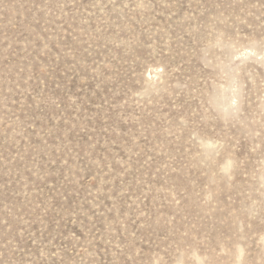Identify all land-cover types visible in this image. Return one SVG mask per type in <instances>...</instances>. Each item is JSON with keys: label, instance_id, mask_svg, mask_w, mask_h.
I'll use <instances>...</instances> for the list:
<instances>
[{"label": "rangeland", "instance_id": "374dc122", "mask_svg": "<svg viewBox=\"0 0 264 264\" xmlns=\"http://www.w3.org/2000/svg\"><path fill=\"white\" fill-rule=\"evenodd\" d=\"M0 264H264V0H0Z\"/></svg>", "mask_w": 264, "mask_h": 264}]
</instances>
